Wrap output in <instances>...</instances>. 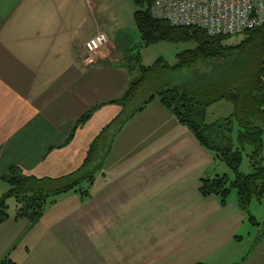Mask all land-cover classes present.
<instances>
[{"label": "crops", "instance_id": "0c3cea01", "mask_svg": "<svg viewBox=\"0 0 264 264\" xmlns=\"http://www.w3.org/2000/svg\"><path fill=\"white\" fill-rule=\"evenodd\" d=\"M84 8L73 0H0V177L13 167L40 178L74 172L96 138L79 149L81 136L101 114H119L108 103L138 65L124 45L130 36L113 29L116 20L94 18V8L86 23ZM99 31L110 52L89 55L84 45ZM157 103L115 138L89 198L63 194L73 206L53 209L56 200L43 216L57 215L53 222L13 218L0 227V262L264 264V238L255 245L260 228L253 233L237 197L223 206L199 192L202 179L220 175L213 154ZM6 190L0 181V196Z\"/></svg>", "mask_w": 264, "mask_h": 264}, {"label": "trees", "instance_id": "16d2710c", "mask_svg": "<svg viewBox=\"0 0 264 264\" xmlns=\"http://www.w3.org/2000/svg\"><path fill=\"white\" fill-rule=\"evenodd\" d=\"M132 1L137 7L134 21L144 47L160 42H192L196 49L178 54L174 66L160 59L152 67L138 68V76L131 78L123 94L108 103L119 106V114L102 128L76 171L59 178H40L13 167L2 175L0 181L7 190L0 196V227L13 218L36 225L63 194L75 192L89 198L85 186H92L103 172L115 138L136 116L158 102L215 160L232 170L234 179L228 175L202 179L199 192L205 198H219L225 206L235 190L240 210L260 228L257 245L264 238V223H258L250 209L253 202H264V26L244 32L239 40L214 37L197 27H174L155 19L151 12L155 0ZM220 102L233 105L232 116L207 124L209 108ZM96 110L90 109L76 121L64 146L72 142ZM234 122L239 127L238 147H234L227 127ZM247 148H251L248 158L252 173L244 175L240 166ZM10 199L16 202L14 217L9 212ZM0 264L17 263L6 257Z\"/></svg>", "mask_w": 264, "mask_h": 264}, {"label": "rangeland", "instance_id": "374dc122", "mask_svg": "<svg viewBox=\"0 0 264 264\" xmlns=\"http://www.w3.org/2000/svg\"><path fill=\"white\" fill-rule=\"evenodd\" d=\"M73 1L79 2V6H80L81 1L84 2L85 8H84V12L82 16L85 18L86 23H88L89 20L92 19L93 17L92 8H94L96 11L94 18L96 19L98 18L102 20L106 19V21H108V19L110 21L116 20L117 23L114 24L113 29H117V31H120L122 35L130 36V38L128 39L127 42H125L126 44L124 45L125 46L127 45L128 47L127 46L126 47L128 49H131L130 50L131 53H129L130 56H132L134 59L138 60L139 62L136 67H132L131 72L135 77H137L139 74L138 68L140 66L152 67L160 59L164 60L168 65L174 66L177 63L178 54L183 53L188 50H194L197 47V45L192 42H184V43L160 42V43L151 45L149 47H142L143 42L141 40L140 34L137 30V27L134 21V15L137 10V7L132 0H91V3H92L91 7H89V5L87 4L88 0H85V1L84 0H73ZM106 29H105V32H107ZM241 35L242 34L235 35L232 38L233 40H239L242 37ZM102 51L110 52L109 44H107L102 49ZM89 55H93V54H89ZM157 105L159 104L157 103ZM232 114H233L232 104L227 103V102L217 103L209 108L207 112L206 123L213 124L217 122H223L224 120L230 118ZM109 117L110 115L101 114V116H99V118H97V120H95V122L91 124V126H89L87 132L83 134V136H81L80 138V145H78L79 149L80 147H85L86 143L90 142V140L93 137L95 138V136L98 135V132H100V130L104 126H106L109 122L112 121V119L110 120ZM227 127L232 132L231 138L233 139L234 147H238V135H239L238 125L236 124V122H234V124L228 125ZM250 152H251V148H247V150L243 153V161L240 166V172L244 175H249L252 173V169H251L249 158H248V155L250 154ZM212 169H213V172L216 169L220 173V176L225 174L220 171V170H223V172H226L228 176L234 179V173L224 162L216 160ZM93 185H94V182L92 186H88V185L85 186V188L89 190L90 196L93 190ZM231 197H237L235 190L232 192ZM56 200H57V203L53 205V209L55 208L62 209L63 206L64 208L71 206L70 202L63 203L64 200H60V197H57ZM8 205L10 207V210H9L10 215L14 217L15 208H16L15 200L10 199L8 201ZM51 208L52 207L48 208V210L50 211ZM250 214L251 216L255 217L256 220L260 222L261 224L264 223V202L261 204L257 202H253L251 209H250ZM56 217L59 218L55 214L50 217L46 216L47 219L44 220L42 218L43 220L41 219L42 221L39 223L44 224L48 222H53L56 219ZM251 226H252L251 229L253 233H255L257 231V227L253 226L252 224ZM14 258L16 260H22V258L20 259L16 255L14 256Z\"/></svg>", "mask_w": 264, "mask_h": 264}, {"label": "built area", "instance_id": "2783aa9c", "mask_svg": "<svg viewBox=\"0 0 264 264\" xmlns=\"http://www.w3.org/2000/svg\"><path fill=\"white\" fill-rule=\"evenodd\" d=\"M151 12L174 27H197L214 37H233L264 26V0H155ZM107 44L106 34L99 31L84 49L94 54Z\"/></svg>", "mask_w": 264, "mask_h": 264}]
</instances>
